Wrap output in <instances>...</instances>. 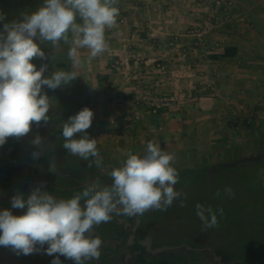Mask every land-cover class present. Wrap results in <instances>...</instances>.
<instances>
[{"label": "crops", "instance_id": "1", "mask_svg": "<svg viewBox=\"0 0 264 264\" xmlns=\"http://www.w3.org/2000/svg\"><path fill=\"white\" fill-rule=\"evenodd\" d=\"M233 3L230 20L220 22L226 10L216 14L208 0H118L117 24L105 31L109 50L89 59V49H78L77 65L66 53L63 62L79 75L71 95L79 94L78 85L90 87L80 96L79 111L94 113L87 134L104 162L120 167L129 151L143 156L152 142L175 155L173 166L181 173L200 152L199 166L207 167L213 152L246 146L241 125L264 117V0ZM191 29L205 30L208 44L196 45ZM226 47L235 48V55L209 58ZM163 98L158 112L148 114V106ZM60 117L66 122L70 116Z\"/></svg>", "mask_w": 264, "mask_h": 264}, {"label": "clouds", "instance_id": "2", "mask_svg": "<svg viewBox=\"0 0 264 264\" xmlns=\"http://www.w3.org/2000/svg\"><path fill=\"white\" fill-rule=\"evenodd\" d=\"M117 5L118 0H43L35 12L19 22L4 23L0 31V146L9 138L27 136L33 124L49 123L50 97L42 93V88H62L79 76L75 71L63 70L44 76L48 65L37 70L33 63L37 58L47 59L40 45L49 42L56 46L61 41L72 45L68 57L73 65L80 63L78 49H89V59L96 58L109 50L105 31L117 24ZM5 19L0 12V21ZM93 117L87 107L69 117L62 128L63 148L84 160L95 158L99 167L102 161L96 139L87 134ZM77 134L83 135L76 138ZM45 143L38 135L32 139L33 160H39ZM126 156L120 167L112 169L111 186L93 182L69 199H57L41 191L42 185L26 199L20 193L13 196L12 207L24 211L22 215L8 209L0 211V246L19 256L39 252L47 245V255L59 254L52 264H61L59 256L86 264L99 260L101 255L102 241L91 232L109 222L112 213L137 216L149 210L166 211L184 195L175 190L179 173L173 166L174 154L149 142L145 155L129 151ZM224 191L229 197L235 195L231 188ZM216 195H220L219 191ZM180 206H185L183 200ZM196 211L205 229L218 226L217 212L224 214L222 208L214 211L201 204L196 205Z\"/></svg>", "mask_w": 264, "mask_h": 264}, {"label": "flooded vegetation", "instance_id": "3", "mask_svg": "<svg viewBox=\"0 0 264 264\" xmlns=\"http://www.w3.org/2000/svg\"><path fill=\"white\" fill-rule=\"evenodd\" d=\"M32 6L33 4L0 5V12L5 14L7 23L12 21L19 22L25 15L35 12V9L33 11L30 8ZM45 43L40 45L42 49ZM47 72L48 75L45 72L44 76L50 77L53 74L49 67ZM71 90L70 85L55 90L47 87L42 88V93H46L50 97L49 123L47 125L42 123L40 126L33 124L32 131L27 136L19 140L9 138L3 146H0V211L8 209L14 215H22L24 210L12 207V197L20 193L26 199L36 187L41 185L43 186L41 191H47L57 199L72 198L93 182L101 187L111 186L110 173L112 169L118 167L108 165L100 155L99 158L102 164L98 167L94 162L95 158L90 157L84 160L79 156L71 155L63 148L62 128L65 122H63L64 119H60V116L64 118L66 116L68 119V116H73L79 112L80 107L76 96L71 95ZM37 135L42 137L46 143L41 147L43 154L39 160H33L31 154L35 149L31 141ZM80 135L77 134L76 138H79ZM246 150V147H239L230 157L220 159L214 164L211 163V165L207 166L204 173L207 183L243 175L258 177L259 169L264 167V148L256 152H246ZM258 180L261 182L259 177ZM175 190L184 194L180 199H183L186 203L188 201L192 202V199L188 198V193H197L198 204L205 207L210 206L214 211L222 208L224 213L223 216H220L217 212L218 226L206 229V232L202 234L203 239L198 238L192 240V244L185 245L186 249H188L187 246L200 248L196 251L201 257L192 256L191 258L189 256L188 260L190 258L192 260L195 259L198 264H235L238 263L239 259L242 260L243 257L241 258V255L243 252L244 255L253 249V244L257 249H261L260 251L264 252V216L259 218L260 220H258V217L254 220L251 206H237L236 202L226 203L221 200L220 195H216L217 189L194 190L189 187L178 189L175 185ZM176 201L174 200L173 204L168 207V216ZM83 203L84 201L82 200L81 205ZM156 212L157 210H149L137 216L112 213V219L109 222L101 223L91 232L92 236H96L102 241L101 255L99 260H89L86 261V264H136V258L139 256L140 251H147L148 253L145 252L147 255L144 256V259L139 264H172L177 259L187 262L188 260L186 261L181 253L178 256H174L172 253L162 254L163 250L159 252L150 251V249L162 245H182L184 243L182 241L180 244H173L170 237L171 233L166 232L162 237L164 242L158 245L155 244L156 232L162 234L168 228V226L159 227L157 225L155 222ZM184 215L188 218L189 212L185 211ZM138 216L146 219L147 222L141 219L137 222ZM196 217L198 224L203 226L199 217L197 215ZM141 224L147 225L148 230L140 243H137L136 235ZM171 227L174 226L172 225ZM150 233L152 234V239L147 245V235ZM235 239L239 240L241 244L237 246L234 242ZM44 247H47V245H44ZM56 255L59 254H54V259ZM0 257H4L5 263L10 259H26L29 261L25 256L19 257L12 253L10 248L3 246H0ZM238 257L240 258L238 259ZM59 259L61 264H75L74 261L64 256H59ZM252 259V255L247 254L244 255V261L240 263L248 264L247 261ZM263 260L264 257H262Z\"/></svg>", "mask_w": 264, "mask_h": 264}, {"label": "rangeland", "instance_id": "4", "mask_svg": "<svg viewBox=\"0 0 264 264\" xmlns=\"http://www.w3.org/2000/svg\"><path fill=\"white\" fill-rule=\"evenodd\" d=\"M42 3H43V0H40L36 3L37 5L35 4V6L33 5L30 8H32L33 11H34V9L36 11L42 5ZM29 9H28V11H29ZM78 22H80V21L78 20ZM4 23H7L6 19L4 21H0V31L3 30ZM66 47H67V44H65L63 41L59 42L58 45L54 46V48L51 52V56L49 58V62H48L49 70L52 73L59 71V70L66 71L64 69L56 67L57 61H59V60L60 61H67V59H66V56H67L66 53L68 52L67 50H65L62 53V55H64V56L57 54V52L61 48L66 49ZM74 69H75V66H74ZM74 69H73V71H75ZM69 71H71V70H69ZM88 89H90L89 86H82V87L80 85L77 86V90H79L78 91L79 94L76 95L77 102H79L81 100L80 96H82V98H83V96L86 97L83 92L85 90L87 91ZM80 94H82V95H80ZM54 109H55V106H54ZM247 121H248V119H247ZM241 126H243V128L245 130H247V133H245V138L243 139V140H246V142H247L245 144L246 146H244L247 148L246 152H250V151L256 152L258 150L263 149L264 148V117H259V116L255 117V118L251 117L249 122H244ZM233 138H234V135H233ZM221 152L223 153L222 155H216V153L213 152V155L209 156V159H207L208 164L211 165V163L214 164L215 162L219 161L220 159L228 158L231 156L232 153L236 152V150L225 151L224 149H222ZM200 153L198 156H195L194 159L190 160L188 166H186L185 168L193 169L197 166L199 167V165H201L204 161V159H202V157H203L202 153L203 152H200ZM225 154H228V155L225 156ZM204 157H206V156H204ZM247 174H249V173H247ZM226 188L232 189V191L235 194L234 197H229L225 193L224 190ZM197 189H205V190L217 189L220 193L221 200H223L224 202H226V203L227 202H236L237 206H245V205H249V207L251 206L250 208L252 209V214H253L254 220H256L255 218H257V217H258V220H260L259 218L264 216V187L262 186L261 182L258 180V177H253V176L247 177L244 175L240 176V177H227L224 179L217 180L216 182H213V183H205L204 185L202 184ZM195 195H197V193H195ZM234 242L237 244V246L239 244H241V242L237 239H235ZM252 248L253 249H251L250 251H248L244 255H247V254L252 255L253 259H256V258L264 255V252L260 251L261 249H257V247H255L254 244H253ZM188 250H191V249L188 248ZM194 251H196V250H194ZM11 252H13V251H11ZM165 253H168V254L172 253L174 256H176V255L178 256L181 253L182 257L184 259H186V261L188 260L189 256H191V257L196 256L199 258L201 257V255H198V253L193 254L192 252L187 251V250L179 252L177 250L165 249L162 251V254H165ZM243 253L241 255V258L242 257L243 258H242V260L239 259L237 261L238 263L244 261L243 260L244 259ZM145 255H147L145 252L140 251L139 256L136 258V260H137L136 264H139L141 262V260L144 259ZM33 256H35V252L32 254H29L27 257L30 258ZM41 260H43V264H46V262L51 260V256L47 255L45 252L44 255L42 256ZM4 264H23V262L21 260H18V259L17 260L13 259L12 261H9V262L7 261ZM254 264H258V263H254Z\"/></svg>", "mask_w": 264, "mask_h": 264}, {"label": "trees", "instance_id": "5", "mask_svg": "<svg viewBox=\"0 0 264 264\" xmlns=\"http://www.w3.org/2000/svg\"><path fill=\"white\" fill-rule=\"evenodd\" d=\"M50 45L49 42L45 43V46L43 48V51L47 54V47ZM236 53V49L233 47H226L224 48L222 53L219 54H211L209 55L210 59H219V58H224V57H232L234 56ZM41 61V59L37 58L33 60V63L35 65H38L39 62ZM56 67L64 69L66 71L70 70V66L67 62H63V61H58L56 63ZM46 74L48 75V72H46ZM100 80H102L101 78H99ZM73 81L71 82V86L70 88H74L72 87L73 85ZM205 169L206 166H199V168H194V169H188V170H184L183 172L179 173V182L176 184V188L181 189L183 187H189L190 189H197L199 188V186H201L202 184L204 185L205 183H207V181L205 180L204 177V173H205ZM189 195V199H192L191 201H188V203H186L184 201L185 206L181 207V199H177V201L174 203L173 207L170 210V215L168 216L167 212L168 209L166 211H159L157 210L156 214H155V222L157 223V225L159 227H164V226H168L167 231H163L162 234L156 232V241L155 244H161L164 242V239L162 238L166 232L167 233H171V238H172V243L173 244H180L182 241L184 242L180 248H174V249H169V250H177V251H182V250H187L192 252L193 254H197V251L194 250H188L186 249L185 245L186 244H192V240L201 238L203 239L202 234H204L206 232V229L203 226H200V224H198L197 222V211H196V205L198 204L197 201V195L188 193ZM185 211L189 212V217L187 218V216L185 217ZM174 227H171V226ZM148 230L147 225L145 224H141V226L139 227L138 231H137V235H136V241L137 243H140V241L143 239L144 234L146 233V231ZM195 246H197L196 244H194ZM47 247H44L43 249H41L39 252H35V256L33 257H27L28 255H19V257H26L28 258V260L30 261L31 264H38V259L39 257L42 258V256L44 255V253L46 252L45 249ZM43 251V253H42ZM147 252V251H145ZM14 253V252H12ZM148 253V252H147ZM15 254V253H14ZM16 255V254H15ZM18 256V255H17ZM262 257L260 256L256 259H252L247 261L248 264H254V263H261L262 262ZM192 258V257H191ZM188 260L187 262H184L181 259H177L174 262H172V264H198L197 261H195V259H191ZM240 257H238L239 259ZM54 259V255L51 256V260L46 262V264H52V260ZM197 262V263H196ZM5 263V259L4 257H0V264H4ZM235 263V262H234ZM235 264H241V263H235Z\"/></svg>", "mask_w": 264, "mask_h": 264}, {"label": "built area", "instance_id": "6", "mask_svg": "<svg viewBox=\"0 0 264 264\" xmlns=\"http://www.w3.org/2000/svg\"><path fill=\"white\" fill-rule=\"evenodd\" d=\"M210 2H212L214 4L215 7V12L216 14L219 13V11H221L222 9L226 10V14L221 17L222 19L220 20V22H224V21H229L230 20V11L231 8L234 5V0H209ZM206 31L205 30H197V29H191L190 30V34L193 36V38L196 40V45H205L208 44L207 40H206ZM214 46H216V43H212L211 47L213 48ZM115 68L117 69V65H115ZM110 93V91H108ZM165 98H163L162 101H160L159 103H152L148 106L147 108V113L150 115H155L158 110L161 108V106L165 103ZM134 115L137 116L138 113L134 112Z\"/></svg>", "mask_w": 264, "mask_h": 264}, {"label": "water", "instance_id": "7", "mask_svg": "<svg viewBox=\"0 0 264 264\" xmlns=\"http://www.w3.org/2000/svg\"><path fill=\"white\" fill-rule=\"evenodd\" d=\"M53 48H54V46H52L50 44V46L48 48V51H47V54H46L47 59L41 60L39 62V65L37 67V70H39L40 66H42L43 64H47L48 63V60H49V58L51 56V52H52ZM258 177L260 178L261 184L264 187V167L259 169V171H258ZM139 219L143 220L144 222H147V220L144 219V218H142L141 216H138L137 222L139 221ZM151 239H152V234L150 233V234L147 235V240H146V244L147 245L150 243ZM180 247H181V245H162V246H159V247H155L153 249H150V251H152V252H159V251L164 250V249H174V248H180ZM187 247L190 248V249H193V250H199L200 249L198 247H193V246H187ZM258 264H264V260L261 263H258Z\"/></svg>", "mask_w": 264, "mask_h": 264}]
</instances>
